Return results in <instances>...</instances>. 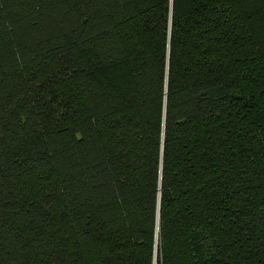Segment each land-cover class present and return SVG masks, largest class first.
Wrapping results in <instances>:
<instances>
[{
  "label": "trees",
  "instance_id": "16d2710c",
  "mask_svg": "<svg viewBox=\"0 0 264 264\" xmlns=\"http://www.w3.org/2000/svg\"><path fill=\"white\" fill-rule=\"evenodd\" d=\"M0 264H264V0H0Z\"/></svg>",
  "mask_w": 264,
  "mask_h": 264
}]
</instances>
